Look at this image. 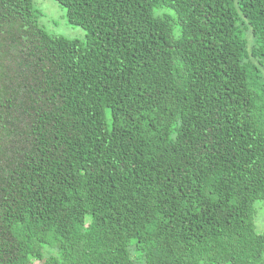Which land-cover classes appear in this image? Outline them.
I'll list each match as a JSON object with an SVG mask.
<instances>
[{
  "label": "trees",
  "instance_id": "obj_1",
  "mask_svg": "<svg viewBox=\"0 0 264 264\" xmlns=\"http://www.w3.org/2000/svg\"><path fill=\"white\" fill-rule=\"evenodd\" d=\"M57 1L0 0V264H264V0Z\"/></svg>",
  "mask_w": 264,
  "mask_h": 264
},
{
  "label": "rangeland",
  "instance_id": "obj_2",
  "mask_svg": "<svg viewBox=\"0 0 264 264\" xmlns=\"http://www.w3.org/2000/svg\"><path fill=\"white\" fill-rule=\"evenodd\" d=\"M35 6L43 12L40 24L52 34H60L68 38L86 39L87 30L80 26L71 24L67 18V9L57 0H34ZM172 12V11H171ZM178 27L176 26V31ZM249 37L251 35L249 34ZM261 202H257L256 226L257 230L264 231V208Z\"/></svg>",
  "mask_w": 264,
  "mask_h": 264
}]
</instances>
